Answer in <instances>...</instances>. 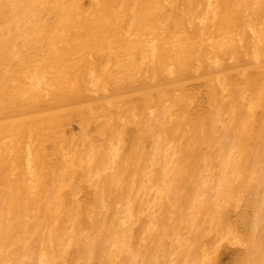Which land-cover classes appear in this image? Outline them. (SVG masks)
I'll return each instance as SVG.
<instances>
[{
	"label": "bare ground",
	"instance_id": "1",
	"mask_svg": "<svg viewBox=\"0 0 264 264\" xmlns=\"http://www.w3.org/2000/svg\"><path fill=\"white\" fill-rule=\"evenodd\" d=\"M0 264H264V0H0Z\"/></svg>",
	"mask_w": 264,
	"mask_h": 264
}]
</instances>
